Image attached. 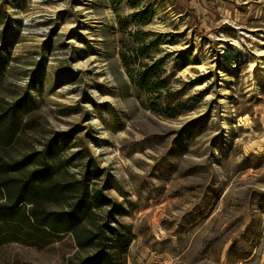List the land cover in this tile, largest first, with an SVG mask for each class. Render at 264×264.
<instances>
[{"label":"rangeland","instance_id":"1","mask_svg":"<svg viewBox=\"0 0 264 264\" xmlns=\"http://www.w3.org/2000/svg\"><path fill=\"white\" fill-rule=\"evenodd\" d=\"M136 32L163 59L156 91L121 64ZM3 113L20 123L0 157L58 146L66 191L44 207L83 178L111 203L63 234L1 211L0 264L75 261L105 223L122 264H264V0H0Z\"/></svg>","mask_w":264,"mask_h":264},{"label":"trees","instance_id":"2","mask_svg":"<svg viewBox=\"0 0 264 264\" xmlns=\"http://www.w3.org/2000/svg\"><path fill=\"white\" fill-rule=\"evenodd\" d=\"M136 18H144L141 11ZM120 27L126 28L127 20L119 21ZM135 38L131 44L120 41L119 58L131 82L140 90L151 92L166 86L163 79V59L155 58L150 53V46L156 42H147L139 35L129 33ZM138 38V39H137ZM20 119L3 113L0 116V143L4 146L12 142L19 129ZM57 144L47 145L40 151L28 153L20 159L7 160L0 157V212H14L22 204L29 206L27 218L30 226L36 231H47L52 234L73 233L88 218L94 209L111 203V200L100 192H91L85 179L78 180L77 194L66 209L54 210L44 207L46 199H56L66 190L63 184L55 181L54 169L47 161ZM94 176V175H93ZM71 188H69L70 191ZM118 240L117 229L103 224L97 231H90L78 239L77 246L90 249L91 253L67 264H122L113 245L109 242ZM128 246L127 239H122Z\"/></svg>","mask_w":264,"mask_h":264}]
</instances>
